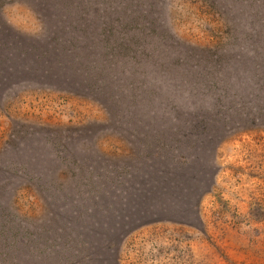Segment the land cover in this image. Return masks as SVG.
Wrapping results in <instances>:
<instances>
[{
    "label": "trees",
    "instance_id": "obj_1",
    "mask_svg": "<svg viewBox=\"0 0 264 264\" xmlns=\"http://www.w3.org/2000/svg\"><path fill=\"white\" fill-rule=\"evenodd\" d=\"M23 1L40 14L43 38L15 49L12 28L0 27V81L92 97L130 145L128 155L109 158L96 146L47 138L64 168L34 183L48 221L33 239L27 232V252L36 264H118L123 234L196 215L214 186L219 143L237 128L264 125L263 10L242 36L256 50L249 54L171 50L152 0ZM59 227L65 233L56 237Z\"/></svg>",
    "mask_w": 264,
    "mask_h": 264
},
{
    "label": "rangeland",
    "instance_id": "obj_2",
    "mask_svg": "<svg viewBox=\"0 0 264 264\" xmlns=\"http://www.w3.org/2000/svg\"><path fill=\"white\" fill-rule=\"evenodd\" d=\"M2 1L0 27L12 28L10 42H16L9 44L17 49L39 42L43 23L34 7ZM152 2L151 15L171 50L256 51L242 36L258 10L264 13L263 0ZM109 117L92 97L0 81V264H36L38 255L27 252L24 241L48 221V207L34 183L57 179L64 168L47 138L59 146H96L109 158L128 155L130 145ZM213 164L214 186L198 200L196 215L152 221L123 234L115 246L118 264H264V125L232 131L219 143ZM10 224L17 229L3 233ZM64 233L59 227L55 236Z\"/></svg>",
    "mask_w": 264,
    "mask_h": 264
}]
</instances>
